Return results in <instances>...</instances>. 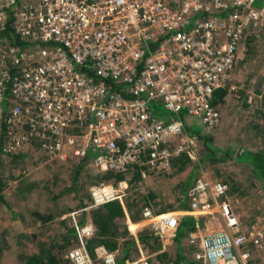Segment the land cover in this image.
I'll return each mask as SVG.
<instances>
[{
    "label": "built area",
    "instance_id": "obj_1",
    "mask_svg": "<svg viewBox=\"0 0 264 264\" xmlns=\"http://www.w3.org/2000/svg\"><path fill=\"white\" fill-rule=\"evenodd\" d=\"M9 19L13 40L2 34ZM252 41L264 45V0H0L1 151L87 158L98 172L167 171L191 154L189 127L218 125L214 95L235 87L239 53ZM228 190L198 176L188 210L156 214L145 206L140 222L161 237L172 236L183 215L207 216L215 226L186 234L192 263L254 264L264 223L240 229ZM122 197L117 184H100L88 205L69 213L70 264H119L102 244L91 254L95 228L79 214Z\"/></svg>",
    "mask_w": 264,
    "mask_h": 264
},
{
    "label": "rangeland",
    "instance_id": "obj_2",
    "mask_svg": "<svg viewBox=\"0 0 264 264\" xmlns=\"http://www.w3.org/2000/svg\"><path fill=\"white\" fill-rule=\"evenodd\" d=\"M263 51L262 41H252L242 47L238 63L235 64V87L227 91L218 103V125L209 130L200 125L195 126L209 135L207 147L216 151L218 156L222 154L218 150H230L229 155L224 160L212 159L207 155V147L196 139L186 163L171 164L165 174L141 172V180L134 184H129L128 180L117 183L123 193V206L129 195L139 198L142 204L148 193L154 192L157 196L154 207L145 205L154 213L158 206L173 208L167 212L180 211L174 197L181 191V185L189 177L193 182L202 176L228 183L226 198L237 216L240 229L246 230L254 224L264 223V177L258 171H253L250 158L247 159L248 153L264 152ZM240 149L247 155L241 157ZM20 156L0 152L3 193V200L0 199V264H18L22 261L20 257L37 252V234L48 241L51 239L49 236L64 231L61 225L42 223L36 212L44 216L50 213L56 219L60 217L71 226L69 213L88 205L91 202L90 190L98 185L99 173L89 159L82 163L80 171L76 173L78 161L74 159L48 160L38 153ZM59 193L61 195L57 197ZM92 209L79 214V219L91 221ZM124 211L128 232L125 239L134 241V244L128 245L130 259L144 258L149 264H171L180 252L183 256L180 264H190L194 248L188 244L186 234L178 242L174 236H158L141 241L139 235L151 233L140 222L141 214L132 221L125 208ZM199 219L201 228L216 225L212 218L207 221V216ZM130 225H137V228L132 231ZM121 249L123 247L116 251L118 256ZM251 255L258 264H264V250H251Z\"/></svg>",
    "mask_w": 264,
    "mask_h": 264
},
{
    "label": "trees",
    "instance_id": "obj_3",
    "mask_svg": "<svg viewBox=\"0 0 264 264\" xmlns=\"http://www.w3.org/2000/svg\"><path fill=\"white\" fill-rule=\"evenodd\" d=\"M12 30V22L9 19L5 25L4 30L2 31L3 35H6L8 39L13 40L10 36ZM226 90H218L214 95L215 104L222 101L226 96ZM189 131L196 135V139L202 141L203 144L207 147L209 146L208 142L210 141L209 135L203 133L202 128L200 127H189ZM207 155L212 159H222L224 160L228 155L230 150H218L220 156L217 155V152L212 150V148L207 147ZM0 152H1V142H0ZM245 155H241V157ZM14 157H21L20 155H15ZM250 158V164L253 171H258L262 177H264V153H248L247 159ZM88 160L83 158L77 163L76 173L80 171L82 163ZM90 160V159H89ZM189 160L188 154L184 153L180 156L174 158L171 161L173 166L178 164L186 163ZM155 171L157 174L164 173L163 170H151L145 166H134L128 168L125 172H98L99 176L97 177V184H113L116 185L120 181L128 180L129 184H134V182L141 180V172ZM194 182V180H193ZM191 178H187L185 183L182 184L181 191L175 195L174 200L177 204V207L181 211L188 210V200L187 193L190 187L193 184ZM225 182V181H223ZM227 183V182H225ZM228 184V183H227ZM228 193V192H227ZM61 195L60 193L57 197ZM156 194L154 192H149L148 195L143 199L142 204L139 203V198L129 197L125 198L124 206L117 200L109 201L103 205L95 207L91 210L90 219L95 228L94 236L87 240V247L91 254H93V249L97 245H104L110 251H117V249L122 248L120 256L117 255V260L119 264H122L123 261L128 258V245L134 244V241H126L125 237L128 235L126 230V221H125V210L128 211L129 217L132 221L137 220L135 217H138V214H141V210L145 205L151 206L152 208L156 204ZM0 199L3 200L2 185L0 183ZM83 205V203H81ZM158 206V205H157ZM170 206L159 207L156 213H164L172 210ZM35 215L42 223H47L51 226L61 225L64 231L60 234L51 237L50 240L45 241L41 238V234H37V252H32L25 257L20 259L22 260L18 264H70L66 261L65 254L69 247L75 244V231L72 226L66 224V222L59 217L56 219L52 214L48 213L45 216L41 213L36 212ZM83 222L82 220H80ZM200 225L199 221L191 215H183L178 223L176 232L172 235L178 242L180 237L187 234L190 231L196 229ZM158 236L156 234L150 233L146 235H139L141 241H146V239H156ZM40 244V245H39ZM122 245V247H120ZM183 261V256L179 253L176 254L175 260L171 264H180ZM155 264H159L155 262ZM160 264H162L160 262ZM190 264H193L192 261Z\"/></svg>",
    "mask_w": 264,
    "mask_h": 264
},
{
    "label": "crops",
    "instance_id": "obj_4",
    "mask_svg": "<svg viewBox=\"0 0 264 264\" xmlns=\"http://www.w3.org/2000/svg\"><path fill=\"white\" fill-rule=\"evenodd\" d=\"M242 151V153H240L241 155H247V153L246 152H244L243 151V149H240V152ZM264 153V152H263ZM200 217H204V216H200ZM200 217H197V218H195V219H197L198 221H199V223H200ZM207 219H208V217H207ZM207 221H209V219L207 220ZM135 228H137V225H130V229L133 231V230H135ZM253 262H254V264H258V262L255 260V259H253Z\"/></svg>",
    "mask_w": 264,
    "mask_h": 264
}]
</instances>
